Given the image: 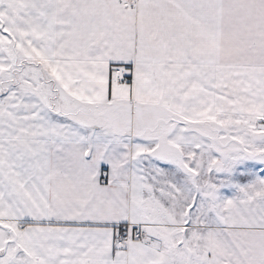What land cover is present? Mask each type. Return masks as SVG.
<instances>
[{
  "label": "snow or ice",
  "instance_id": "obj_1",
  "mask_svg": "<svg viewBox=\"0 0 264 264\" xmlns=\"http://www.w3.org/2000/svg\"><path fill=\"white\" fill-rule=\"evenodd\" d=\"M0 264H264V0H0Z\"/></svg>",
  "mask_w": 264,
  "mask_h": 264
}]
</instances>
